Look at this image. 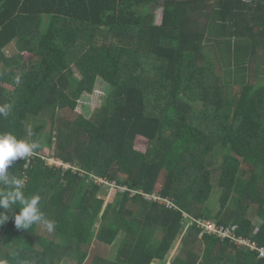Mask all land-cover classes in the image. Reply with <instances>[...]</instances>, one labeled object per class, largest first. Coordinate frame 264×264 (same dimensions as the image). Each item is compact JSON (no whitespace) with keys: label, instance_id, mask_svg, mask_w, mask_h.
Listing matches in <instances>:
<instances>
[{"label":"trees","instance_id":"1","mask_svg":"<svg viewBox=\"0 0 264 264\" xmlns=\"http://www.w3.org/2000/svg\"><path fill=\"white\" fill-rule=\"evenodd\" d=\"M259 48L264 0H0V147L25 152H0V264H80L119 234L89 264H264L196 224L264 246V83L242 66Z\"/></svg>","mask_w":264,"mask_h":264},{"label":"rangeland","instance_id":"2","mask_svg":"<svg viewBox=\"0 0 264 264\" xmlns=\"http://www.w3.org/2000/svg\"><path fill=\"white\" fill-rule=\"evenodd\" d=\"M159 8H161V6H159V4H158L157 7L154 8L153 10H155L156 13H159ZM212 46L209 45V47H212ZM209 50H211L210 55L214 59V62L220 64L219 72L221 73V75L224 72V75L226 77L227 73L224 70L225 61L222 58H218V55L220 57H222L221 53L218 50H216L217 54H215L214 53L215 52L214 47H212V49L209 48ZM212 50L214 52H212ZM249 53H250V51L248 49V51L245 52V54H244L245 56L243 55L244 56V61L243 62L245 64H243L242 66H244L246 68V71L244 72L245 78H248V80L252 81V82L264 83V49H260V48L257 49V53L254 56H251V57L249 56ZM222 68H223V72H222ZM105 88L106 87L104 86V83L102 81L98 80L96 85H95V87H94V89H93V91H92V93L89 94V95L85 94L81 98V104L78 106V109L80 110V112L84 116H88L89 110H92L95 107L100 105V103L102 101V97L105 94ZM43 133H45V132H43ZM137 143L138 144H142L141 141H138ZM39 153L43 154L44 156H47L49 154V148L46 147V146H42V148L40 149ZM216 157H217V155H216ZM218 195H219V189L215 185L214 188H213V191L211 193L210 199L208 200V206L209 207L213 206L214 210L218 209V202H216ZM253 221H254V224L257 225L258 222L260 221V219L258 217H255ZM256 230H257V226L255 227L253 232H255ZM40 232L43 235L47 236L48 238L51 237L50 231L48 229L47 230L44 229L42 226L40 228ZM95 233H96V231H95ZM120 239L121 238H120V234H119V236L115 239V241L112 244L104 246L101 243H99L95 238H93L92 241L90 242V245H88L85 248L87 254H86V257H84L81 260L80 264H87V263L89 264L90 261L93 259V256H96L97 254L105 255V256H108V257L113 256L115 254L116 247H117ZM175 242H176L175 245L179 244L177 240ZM174 254H175V249L172 250L169 253V256H167V258L164 261V263L156 262L155 264H169L171 259H172V257L174 256ZM69 263L76 264V262H69Z\"/></svg>","mask_w":264,"mask_h":264},{"label":"built area","instance_id":"3","mask_svg":"<svg viewBox=\"0 0 264 264\" xmlns=\"http://www.w3.org/2000/svg\"><path fill=\"white\" fill-rule=\"evenodd\" d=\"M0 151H3V150L0 148ZM3 152L6 153L5 151H3ZM6 154L11 155V153H6ZM42 157L45 158L44 156H42ZM46 160H47V163L49 165H55V166L62 165L64 168H67L69 166V164H66V163L64 164V163H62L61 160H59L58 158L53 157V156L46 157ZM99 180L100 179H97V181H99ZM120 189L123 190L124 187H121ZM132 194H134V192H132ZM142 195L145 198L151 197L154 200L162 201V202L166 203V205L169 207H171L173 205L171 203V201L166 200V199H161L160 197H158L157 195H154V194L148 195V194L142 193ZM196 224L200 228L199 236H201L203 233H214L215 235H217L221 238H229L237 246H241V247L248 249L250 251H254L256 253L257 258H264V246L258 244L257 241L254 239L242 237V236H237L235 234V227H236L235 225H232V226L217 225L214 221L204 219V218L196 219Z\"/></svg>","mask_w":264,"mask_h":264},{"label":"clouds","instance_id":"4","mask_svg":"<svg viewBox=\"0 0 264 264\" xmlns=\"http://www.w3.org/2000/svg\"><path fill=\"white\" fill-rule=\"evenodd\" d=\"M1 148V147H0ZM3 151H5L6 153H11V152H8V151H6V150H4L3 148H1ZM3 151H0L1 153H3V154H6V153H4ZM23 153H25V152H17V153H15V154H13V153H11V155L13 154V155H19V156H23ZM33 154V152H30L29 153V155L31 156ZM7 155V154H6ZM11 155H9V156H11ZM12 155V156H13ZM40 156H44L43 154H41L40 153ZM50 156H52V155H50V154H48L47 156H44L45 158H43L45 161H46V164L47 165H49L48 163H47V160H46V157H50ZM53 157H55V156H53ZM57 158V157H56ZM59 159V158H58ZM60 160V159H59ZM62 163H64V162H62ZM65 164V163H64ZM67 164V163H66ZM49 166H55V165H49ZM55 167H61V168H63V169H67V168H69L70 167V164H69V166L67 167V168H64L62 165H60V166H55ZM75 170V169H74Z\"/></svg>","mask_w":264,"mask_h":264},{"label":"crops","instance_id":"5","mask_svg":"<svg viewBox=\"0 0 264 264\" xmlns=\"http://www.w3.org/2000/svg\"><path fill=\"white\" fill-rule=\"evenodd\" d=\"M48 17L47 16H44V19H47Z\"/></svg>","mask_w":264,"mask_h":264}]
</instances>
